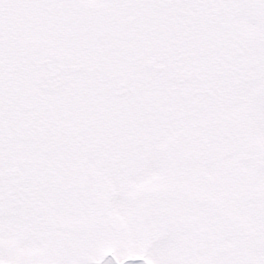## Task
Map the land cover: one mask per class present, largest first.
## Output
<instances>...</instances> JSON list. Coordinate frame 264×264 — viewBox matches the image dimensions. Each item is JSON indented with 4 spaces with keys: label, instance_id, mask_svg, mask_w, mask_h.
I'll return each mask as SVG.
<instances>
[{
    "label": "snow or ice",
    "instance_id": "snow-or-ice-1",
    "mask_svg": "<svg viewBox=\"0 0 264 264\" xmlns=\"http://www.w3.org/2000/svg\"><path fill=\"white\" fill-rule=\"evenodd\" d=\"M0 264H264V0H0Z\"/></svg>",
    "mask_w": 264,
    "mask_h": 264
}]
</instances>
